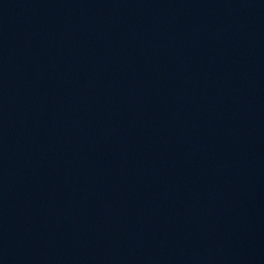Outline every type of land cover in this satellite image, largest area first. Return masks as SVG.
I'll use <instances>...</instances> for the list:
<instances>
[{
  "label": "water",
  "instance_id": "95a60500",
  "mask_svg": "<svg viewBox=\"0 0 264 264\" xmlns=\"http://www.w3.org/2000/svg\"><path fill=\"white\" fill-rule=\"evenodd\" d=\"M0 264H264V0H0Z\"/></svg>",
  "mask_w": 264,
  "mask_h": 264
}]
</instances>
